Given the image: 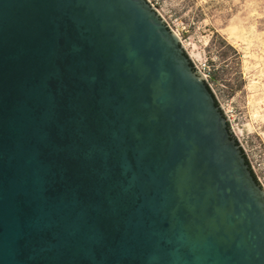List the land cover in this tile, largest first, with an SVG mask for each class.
<instances>
[{"label":"water","instance_id":"water-1","mask_svg":"<svg viewBox=\"0 0 264 264\" xmlns=\"http://www.w3.org/2000/svg\"><path fill=\"white\" fill-rule=\"evenodd\" d=\"M0 264H264V187L145 0H0Z\"/></svg>","mask_w":264,"mask_h":264},{"label":"rangeland","instance_id":"rangeland-1","mask_svg":"<svg viewBox=\"0 0 264 264\" xmlns=\"http://www.w3.org/2000/svg\"><path fill=\"white\" fill-rule=\"evenodd\" d=\"M150 1L206 78L231 135L264 187V0Z\"/></svg>","mask_w":264,"mask_h":264},{"label":"trees","instance_id":"trees-1","mask_svg":"<svg viewBox=\"0 0 264 264\" xmlns=\"http://www.w3.org/2000/svg\"><path fill=\"white\" fill-rule=\"evenodd\" d=\"M206 87H207V89H208V90L210 91V93H211V90L208 88L207 84H206ZM211 94H212V93H211ZM212 96H213V94H212ZM213 98H214V101H215V106L218 107V104H217V102H216L214 96H213ZM227 129H228V131L230 132L228 125H227ZM230 135H231V132H230ZM231 138L235 141V139H234V137H233L232 135H231ZM235 143H236V145H238L236 141H235ZM240 151H241V153H242V156H243V158H244V160H245L246 165L248 166V169L250 170L249 165H248V163H247V161H246L245 155H244L243 151L241 150V148H240ZM250 172H251V175H252L254 181H255L257 184H259V183L257 182L255 176L253 175V173H252L251 170H250Z\"/></svg>","mask_w":264,"mask_h":264},{"label":"flooded vegetation","instance_id":"flooded-vegetation-1","mask_svg":"<svg viewBox=\"0 0 264 264\" xmlns=\"http://www.w3.org/2000/svg\"><path fill=\"white\" fill-rule=\"evenodd\" d=\"M151 7H152V3H151V1L150 0H145ZM192 67H193V65H192ZM194 68V67H193Z\"/></svg>","mask_w":264,"mask_h":264},{"label":"built area","instance_id":"built-area-1","mask_svg":"<svg viewBox=\"0 0 264 264\" xmlns=\"http://www.w3.org/2000/svg\"><path fill=\"white\" fill-rule=\"evenodd\" d=\"M199 72H200V71H199ZM203 80L205 81V84H207V85H208L206 78H204Z\"/></svg>","mask_w":264,"mask_h":264},{"label":"bare ground","instance_id":"bare-ground-1","mask_svg":"<svg viewBox=\"0 0 264 264\" xmlns=\"http://www.w3.org/2000/svg\"><path fill=\"white\" fill-rule=\"evenodd\" d=\"M176 35V34H175ZM177 36V35H176ZM178 37V36H177Z\"/></svg>","mask_w":264,"mask_h":264}]
</instances>
